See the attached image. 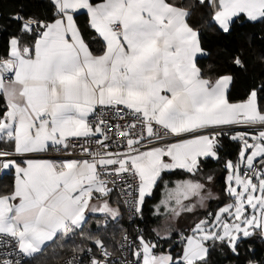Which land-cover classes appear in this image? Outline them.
Masks as SVG:
<instances>
[{"label":"snow or ice","instance_id":"obj_1","mask_svg":"<svg viewBox=\"0 0 264 264\" xmlns=\"http://www.w3.org/2000/svg\"><path fill=\"white\" fill-rule=\"evenodd\" d=\"M49 3L51 19L11 17L15 32L0 54V171L14 172L11 191L0 194V238H10L0 239V247L14 242L18 253L32 257L79 235L91 245L74 249L84 253L80 264L84 258L88 264H120L98 234L85 236L88 214L119 217L109 199L122 181L124 194H135L133 213L142 217L146 198L165 173L197 177L202 162L220 159L221 139L228 136L241 145L237 159L224 163L228 202L177 231L179 219L204 207L211 193L205 195L206 184L198 179L171 188L165 181L154 210L163 218L159 227L150 238L138 232L129 241L124 235L118 250L131 249L133 260L125 264H210L216 249H226L237 264H261L251 246L242 261L241 245L255 235L264 241V81L233 101L234 75L205 73L198 65V57L210 53L190 20L196 8L209 9L211 26L228 37L238 19L264 23V0ZM81 10L99 54L77 24ZM231 63L247 71L239 55ZM97 109L127 110L133 121L110 137ZM77 147L81 159L31 158L50 150L71 156ZM11 257L0 254V264H20Z\"/></svg>","mask_w":264,"mask_h":264},{"label":"trees","instance_id":"obj_2","mask_svg":"<svg viewBox=\"0 0 264 264\" xmlns=\"http://www.w3.org/2000/svg\"><path fill=\"white\" fill-rule=\"evenodd\" d=\"M209 9L196 8L193 12L190 22L198 28L202 45L210 53L208 56L198 58V65L205 73L212 72H231L235 77L234 85L231 89V99L238 101L242 99L247 91L254 85H259L264 81V60L261 53H264V23L249 22L246 19H238L233 25L231 34L228 37L218 35L215 28L211 26V17ZM35 15L41 18L51 19L53 16L52 7L49 0H0V54H3L7 44V40L15 32V24L11 21V17L15 14ZM77 24L82 33H84L90 49L99 54L100 44L94 38V33L88 27V18L84 14L76 15ZM239 55L247 65V71L237 69L232 63L233 56ZM210 65L213 67L210 69ZM2 106V105H0ZM241 145L231 140L228 136L221 139V148L219 151V160H207L202 162L201 171L197 177L182 170H176L172 173H165L163 181H161L154 189L153 196L146 198L143 206L144 218L138 217V225L142 228L143 233L151 235V222L149 221V212L151 207L156 204L165 189L164 182L172 185L175 182L198 179L206 184V188L213 189L217 197L209 200L206 209L200 210L199 219L205 218L207 212L215 213V211L224 206L228 202L224 195L223 189L227 171L224 163L227 160L235 161ZM208 176H212L211 182L207 180ZM14 181V175L7 173L0 179V194H6L11 191ZM117 202V200H116ZM118 203V202H117ZM121 210V209H120ZM125 229L124 219L108 220L103 216H89L84 227L85 236L89 233L99 235L104 239L108 249L117 250V246L121 240ZM162 242V241H161ZM91 246L90 242L79 235L70 238L57 240L54 244L47 246L42 253H37L30 257L25 264H58L65 256L77 252L74 249ZM249 246L255 253V259L264 264V241L258 235L248 238L241 245V260L245 261L249 258ZM231 254L227 250L221 251L216 249L210 257V264H237L235 259L230 258Z\"/></svg>","mask_w":264,"mask_h":264},{"label":"built area","instance_id":"obj_3","mask_svg":"<svg viewBox=\"0 0 264 264\" xmlns=\"http://www.w3.org/2000/svg\"><path fill=\"white\" fill-rule=\"evenodd\" d=\"M97 119H104L108 125L109 128V136H112V133H114L117 129V126L120 128H126L128 124H130L133 121V116L125 110L124 112L117 113L116 111L112 109H97ZM89 121L91 123H95L96 120L93 119L92 116L89 117ZM139 129H137L138 131ZM243 130V129H241ZM122 137L117 138V143L119 140H122ZM112 143L111 141H109ZM117 143H112V149L113 150H121L117 148ZM151 147V145H148ZM95 147V146H93ZM72 155L71 156H65L62 152H57L55 150H50L46 153H39V154H32L31 158H46L53 161H61L66 159H81L83 158L80 153V149L77 147L75 149H72ZM22 161L23 158H18ZM130 179V178H129ZM122 181H117V185L115 186V190L112 193L114 195L115 199L118 202V205L121 209V214L124 219L125 223V229L122 234L121 240L117 246V250L114 253V259L119 261L120 264H125L126 261H132L133 257L131 255V249L125 248L122 252L118 249L120 248L121 244L123 243V236L127 235L129 238V241L134 240L138 232H143L142 228L138 225V215H135L133 213L132 209V202L135 199V194L132 195H125L124 191H122L120 184H122ZM134 183V182H133ZM111 186V185H110ZM127 191L129 193L132 192L131 188H127ZM0 239H3L5 241H9L10 238L8 237H2ZM110 251V250H109ZM12 253V259L13 261L19 260L20 264H25L26 261L29 260V257L24 256L23 254L18 253V250L15 249L14 242L11 244V246L8 247H0V254L6 255L7 253ZM84 257V253L80 252H74L71 253L64 258L61 259V261L58 262V264H68L69 261H73L74 264H80V260ZM84 264H88L87 259L84 258Z\"/></svg>","mask_w":264,"mask_h":264},{"label":"crops","instance_id":"obj_4","mask_svg":"<svg viewBox=\"0 0 264 264\" xmlns=\"http://www.w3.org/2000/svg\"><path fill=\"white\" fill-rule=\"evenodd\" d=\"M78 14H84V15L87 16L86 11H84V10H81V11H80L79 13H77L76 15H78ZM87 18H88V16H87ZM198 58H199V57H198ZM34 159H45V160H49V159H46V158H34ZM7 173H12V174L14 175V172H9V171H6V170H5V171H0V179L2 178V176H3L4 174H7ZM176 183H177V182L173 183L172 185H168V187H169V188L174 187ZM13 184H14V181H13ZM165 191H166V189L163 190V192H162V196H161L160 200H159L156 204H154V205L151 207L150 212H149V221L151 222V224H150V227H151V228H150V229H151V230H150V231H151V234H152V230H153V229L159 227V223H160V221L163 219L162 217H158L157 215H155L154 210H155V208L160 204V201L162 200ZM211 200H212V199H211ZM109 203H110V206H111L112 208H114V209H119V211H120V213H121L120 207H119L118 203L116 202V199H115L114 195H112V194H111V196H110ZM200 210H201V209H200L199 206H198V207L196 208V210H195V213H193V214H185V215H183V216L179 219V221L176 223V229H177V231H180V230H186L190 225L193 224L194 221L198 220V219H199V215H198V214H199ZM92 215H94V216H103V217H106L108 220H112V221H114L113 219H111V217H108V216H106V215H104V214H101V213H90V214H88V217H89V216H92ZM121 215H122V214H121ZM121 215H120L119 217H117L115 220H118V219L121 217ZM138 217H139L140 219H143V218H144V215H142V217L138 215ZM146 236H149V238L151 237V235H149V234H146ZM161 244L163 245V249H166V248L168 247V245L164 244L163 241L161 242ZM163 249H161V250H163ZM27 257H28V256H27ZM29 258H30V257H29Z\"/></svg>","mask_w":264,"mask_h":264},{"label":"rangeland","instance_id":"obj_5","mask_svg":"<svg viewBox=\"0 0 264 264\" xmlns=\"http://www.w3.org/2000/svg\"><path fill=\"white\" fill-rule=\"evenodd\" d=\"M211 193V197L210 198H208V199H206L205 200V202H204V207H199L201 210H204V209H206V204L208 203V201L209 200H211V199H215L216 197H217V195H216V193H214V191H213V189H211V188H206L205 189V195H207V193ZM217 211V210H216ZM215 211V212H216Z\"/></svg>","mask_w":264,"mask_h":264}]
</instances>
